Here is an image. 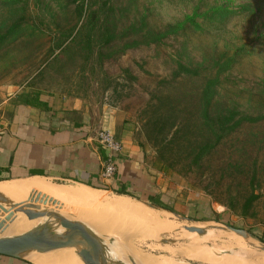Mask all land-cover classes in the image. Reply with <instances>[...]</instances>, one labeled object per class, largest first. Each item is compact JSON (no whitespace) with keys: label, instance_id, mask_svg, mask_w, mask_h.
<instances>
[{"label":"rangeland","instance_id":"374dc122","mask_svg":"<svg viewBox=\"0 0 264 264\" xmlns=\"http://www.w3.org/2000/svg\"><path fill=\"white\" fill-rule=\"evenodd\" d=\"M12 22L19 29L8 33ZM181 22H186L184 29L171 30ZM132 26L142 27L144 33L121 39L120 34ZM0 39V100L4 89L13 92L25 86L122 111L134 125L150 165L177 176L180 199L197 203L185 216H159L102 187L97 188L104 190L96 191L97 201L77 205V214L71 205L59 209L61 213L76 214L75 219L105 229L115 239L124 264L140 263L133 256L132 263L126 259L125 254L133 253L122 238L153 263L264 264V256L227 231L195 237L176 228V224L230 225L264 241L263 215L236 214L208 193L216 187L215 156L209 157L212 165L190 166L186 154L168 145L175 127L167 122L155 125L166 105H186L179 108L190 111L187 124L197 127L200 118L194 111L204 104L207 87L212 105L219 102L264 115V0H0ZM57 45L62 47L54 50ZM45 56L48 60L41 64ZM46 181L59 187L79 186ZM8 192L0 196L19 200L4 194ZM25 194L40 198L36 192L20 196ZM38 218L47 223L45 216Z\"/></svg>","mask_w":264,"mask_h":264},{"label":"crops","instance_id":"0c3cea01","mask_svg":"<svg viewBox=\"0 0 264 264\" xmlns=\"http://www.w3.org/2000/svg\"><path fill=\"white\" fill-rule=\"evenodd\" d=\"M101 129L115 133L124 146L117 157L116 175L108 180L101 177L107 153L98 143ZM145 154L142 143L135 137L134 125L120 110L95 105L80 97L25 86L13 92L8 88L3 91L0 100V187L16 182L25 186L39 185L43 189L36 192L40 198L31 194L4 193L18 197L19 200H8L12 204L41 211L49 209L74 219L77 205L97 201L96 191H104L97 188L103 187L142 205L144 202L139 199L164 205L184 215L187 210L195 209L197 203L181 200V195L178 196L182 189L177 176L153 168ZM47 179L75 182L79 186L59 187ZM66 205L75 207L76 214L61 213L59 209H65ZM151 210L159 216L166 215L164 211ZM44 216L47 221L53 220ZM23 256L30 261L0 255V264H41L37 261L42 259L32 251Z\"/></svg>","mask_w":264,"mask_h":264},{"label":"trees","instance_id":"16d2710c","mask_svg":"<svg viewBox=\"0 0 264 264\" xmlns=\"http://www.w3.org/2000/svg\"><path fill=\"white\" fill-rule=\"evenodd\" d=\"M185 26L186 22H181L171 30L177 32ZM18 29L16 23L12 22L8 33ZM139 32L144 33L142 27L137 30L132 26L120 36L121 39L131 38ZM120 36L114 38L119 39ZM61 47L57 45L54 50ZM47 58L41 59V64ZM203 100L204 104L194 111L200 118L197 127L187 124L190 111L179 108L186 105H166L155 125L161 126L167 122L175 127V135L168 145L173 144L178 153L186 154L190 166L212 165L213 160L209 157L215 156L217 168L212 175L216 187L208 189L213 199L242 216L255 218L261 214L264 221V115L239 111L231 105H217L219 102L212 105L210 87L204 90ZM181 112L185 116L180 115ZM157 128L159 134L163 133L161 127Z\"/></svg>","mask_w":264,"mask_h":264},{"label":"water","instance_id":"95a60500","mask_svg":"<svg viewBox=\"0 0 264 264\" xmlns=\"http://www.w3.org/2000/svg\"><path fill=\"white\" fill-rule=\"evenodd\" d=\"M0 199L8 201V199L3 196H0ZM148 206L164 210L174 216H185L184 214H180L164 205L150 204ZM11 208L15 211L25 213L29 219L48 215L53 220L47 221L45 225L39 228H34L19 235L0 237V255H7L30 261L23 256V253L31 251L45 253L63 247L78 246L77 253L86 264H124L121 258L119 260L114 259L112 252H109L110 254L108 253L106 255V246L113 244L115 239L110 235L107 237L100 236L85 221L75 218L71 219L52 210L41 211L40 209H35L23 204H14ZM189 221L194 223L197 222L194 219H189ZM60 228H63V230L60 231ZM182 229L187 232H197L200 235H207L213 233L215 230H218L219 232L223 230L234 232L238 236L244 238L246 242L252 246L251 250L259 254L258 256L264 254V241L245 229L222 224L212 228L199 225H186V227ZM107 238L113 239V241L108 242L106 241ZM245 249L246 248L242 249V251ZM242 251H237L236 253L241 255L243 254ZM226 252H228V250H226ZM125 256L126 259L132 263L131 257L133 255L129 254L127 256L125 254ZM133 259H135L134 256ZM241 259L243 258L241 257Z\"/></svg>","mask_w":264,"mask_h":264},{"label":"bare ground","instance_id":"6f19581e","mask_svg":"<svg viewBox=\"0 0 264 264\" xmlns=\"http://www.w3.org/2000/svg\"><path fill=\"white\" fill-rule=\"evenodd\" d=\"M29 190H32L33 192H37V191H42L43 189H41L39 187V185L25 186L23 184L16 183V182L12 183V184H6V185H3L2 187H0V193L5 192V191H11L10 193H14L16 195H19L20 193H22V191H29ZM46 193L48 194L49 191H47ZM40 194L42 196H46L43 193H40ZM144 205L149 207L150 209H154L156 211L159 210L157 208L150 207V206L146 205L145 203H144ZM11 207H12V205L6 204L5 202L0 200V237L19 235V234H22L24 232L30 231L34 228H39V227L46 224L45 222L40 221L37 218L29 219L25 213L15 211ZM160 211H164V210H160ZM164 212H166V211H164ZM166 213H168V212H166ZM166 215H168V214H166ZM86 223L100 236H102V237L109 236V233L105 229H103L99 226H98V228H96L97 225L92 224V223H88V222H86ZM184 227H186V225L180 226L179 224H176V228L178 230H180ZM60 231H61V229H60ZM186 233H188V235H193L195 237H198V236L202 237L197 232L188 231ZM228 233L239 238L244 243H247L244 238L238 236L234 232H228ZM122 242L127 249L129 248V250L132 251L133 256L139 261L140 264H163L162 262L161 263H157V262L153 263V262L148 261L146 259V257H144L143 253H140V252L133 250L129 241L126 242V240L122 238ZM77 247L78 246L63 247V248L55 249V250L45 252V253H40V252H36V251H32V252L37 254L42 259V260L37 261L41 264H86L84 261H81L80 258H78L77 255H79V254H76L77 249H78ZM209 247L211 249L216 248L214 246H209ZM240 247L241 246H239L237 248H227V249H238ZM116 250H117V245L114 242L113 244L106 246V255L109 252L110 253L112 252L113 258L119 260L121 258V255L119 254L120 252L118 250L117 251ZM25 254L26 253H23V255H25ZM262 256H264V254ZM43 260H45V261H43Z\"/></svg>","mask_w":264,"mask_h":264},{"label":"built area","instance_id":"2783aa9c","mask_svg":"<svg viewBox=\"0 0 264 264\" xmlns=\"http://www.w3.org/2000/svg\"><path fill=\"white\" fill-rule=\"evenodd\" d=\"M97 139L98 143L107 151L103 161L101 177L108 180L116 175L117 157L123 150V142L108 129H101L98 132Z\"/></svg>","mask_w":264,"mask_h":264}]
</instances>
